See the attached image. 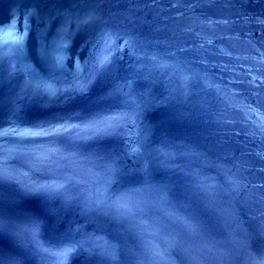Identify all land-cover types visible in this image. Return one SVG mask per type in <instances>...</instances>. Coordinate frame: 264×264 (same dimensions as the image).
Segmentation results:
<instances>
[{"label": "water", "instance_id": "water-1", "mask_svg": "<svg viewBox=\"0 0 264 264\" xmlns=\"http://www.w3.org/2000/svg\"><path fill=\"white\" fill-rule=\"evenodd\" d=\"M13 21L0 126L48 134L0 136L6 264H255L264 2L0 0Z\"/></svg>", "mask_w": 264, "mask_h": 264}, {"label": "snow or ice", "instance_id": "snow-or-ice-1", "mask_svg": "<svg viewBox=\"0 0 264 264\" xmlns=\"http://www.w3.org/2000/svg\"><path fill=\"white\" fill-rule=\"evenodd\" d=\"M262 2H264V0H262ZM25 35H26V32H25ZM5 42L14 44L17 47H21V48L23 47L24 36L16 32L15 21H13V23L10 24L7 27V29L0 27V45H2ZM106 63H108L107 57H105L104 59L100 61L101 67H103ZM49 91H51L50 88H49ZM253 111L255 112V114L257 115L259 119V126L261 127L262 131H264V113H261L258 110H253ZM118 120H119L118 116H113L109 118V123L111 124V122H115ZM37 127H39L40 130H34L33 128H21L18 126L4 129L2 126H0V136L13 135V136H19V137H39V136H44L48 134L47 130L43 129L40 126H37ZM2 178H3V175L0 176V179ZM0 216H2V213H0ZM0 226H2V221H0ZM32 226L35 227L34 222ZM24 227L27 228L28 225H24ZM57 255L61 260H64L66 259L67 252L58 253ZM0 264H6L2 249H0ZM7 264H17V262L14 259H10L9 261H7ZM255 264H264V253H262L260 257L255 259Z\"/></svg>", "mask_w": 264, "mask_h": 264}]
</instances>
